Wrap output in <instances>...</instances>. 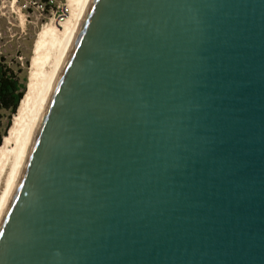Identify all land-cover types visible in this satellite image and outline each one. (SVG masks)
I'll return each instance as SVG.
<instances>
[{
  "label": "water",
  "instance_id": "1",
  "mask_svg": "<svg viewBox=\"0 0 264 264\" xmlns=\"http://www.w3.org/2000/svg\"><path fill=\"white\" fill-rule=\"evenodd\" d=\"M0 264H264V0H94Z\"/></svg>",
  "mask_w": 264,
  "mask_h": 264
},
{
  "label": "bare ground",
  "instance_id": "2",
  "mask_svg": "<svg viewBox=\"0 0 264 264\" xmlns=\"http://www.w3.org/2000/svg\"><path fill=\"white\" fill-rule=\"evenodd\" d=\"M93 1L67 0V18L63 21L52 19L38 36L30 67V84L0 145V218L43 111Z\"/></svg>",
  "mask_w": 264,
  "mask_h": 264
},
{
  "label": "rangeland",
  "instance_id": "3",
  "mask_svg": "<svg viewBox=\"0 0 264 264\" xmlns=\"http://www.w3.org/2000/svg\"><path fill=\"white\" fill-rule=\"evenodd\" d=\"M67 0H53L47 6L41 0H0V58L30 84V67L42 28L52 19L65 20ZM58 18V19H57ZM8 119L3 120L6 126Z\"/></svg>",
  "mask_w": 264,
  "mask_h": 264
},
{
  "label": "trees",
  "instance_id": "4",
  "mask_svg": "<svg viewBox=\"0 0 264 264\" xmlns=\"http://www.w3.org/2000/svg\"><path fill=\"white\" fill-rule=\"evenodd\" d=\"M47 6L51 0H41ZM26 77L22 78L6 60L0 58V145L7 134L11 121L25 95ZM7 118L8 123L3 125Z\"/></svg>",
  "mask_w": 264,
  "mask_h": 264
},
{
  "label": "built area",
  "instance_id": "5",
  "mask_svg": "<svg viewBox=\"0 0 264 264\" xmlns=\"http://www.w3.org/2000/svg\"><path fill=\"white\" fill-rule=\"evenodd\" d=\"M53 2V0L50 1V3Z\"/></svg>",
  "mask_w": 264,
  "mask_h": 264
}]
</instances>
